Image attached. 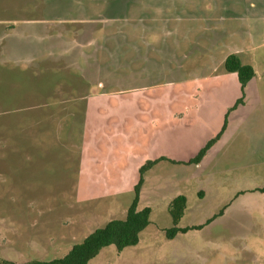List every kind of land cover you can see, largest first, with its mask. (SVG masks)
<instances>
[{
	"label": "rangeland",
	"instance_id": "1",
	"mask_svg": "<svg viewBox=\"0 0 264 264\" xmlns=\"http://www.w3.org/2000/svg\"><path fill=\"white\" fill-rule=\"evenodd\" d=\"M263 52L264 0H0V259L125 219L157 161L138 244L89 264H264V93L225 69ZM180 195L201 228L170 239Z\"/></svg>",
	"mask_w": 264,
	"mask_h": 264
},
{
	"label": "trees",
	"instance_id": "2",
	"mask_svg": "<svg viewBox=\"0 0 264 264\" xmlns=\"http://www.w3.org/2000/svg\"><path fill=\"white\" fill-rule=\"evenodd\" d=\"M225 69L230 73H236L244 92L247 84L254 78L255 70L252 66L244 64L241 59L231 54L225 61ZM244 97L238 100L235 108L243 103ZM212 138L203 148L200 149L197 156L189 163L200 164L207 155L208 151L220 140L223 131ZM157 162V161H156ZM156 162L148 161L141 169L140 182L135 188V198L127 210L125 219H113L106 225L93 231L85 240L73 246V248L62 258L51 261L32 260L25 263L0 259V264H89L104 248L115 246L118 251H123L128 247L136 246L140 239V234L149 226L151 209L146 207L138 209L140 191L143 184L142 174ZM264 190V188H263ZM262 190V191H263ZM187 210V198L180 195L174 198L170 203V214L173 226L166 230L167 237L175 238L179 233H187L192 229L201 227L180 228L178 225Z\"/></svg>",
	"mask_w": 264,
	"mask_h": 264
},
{
	"label": "crops",
	"instance_id": "3",
	"mask_svg": "<svg viewBox=\"0 0 264 264\" xmlns=\"http://www.w3.org/2000/svg\"><path fill=\"white\" fill-rule=\"evenodd\" d=\"M263 66L259 67V68H264V52H263ZM251 66V65H250ZM252 67L254 68L255 70V76L254 78L247 84V87L250 88L249 90H253L255 88L257 89H260L261 90V87L262 86V89H263V93H264V69H263V74L258 77L259 75V69L252 65ZM247 89V88H246Z\"/></svg>",
	"mask_w": 264,
	"mask_h": 264
}]
</instances>
